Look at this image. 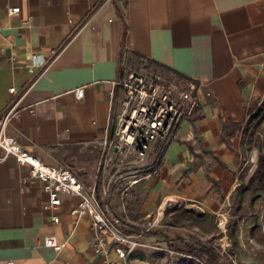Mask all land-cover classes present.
Returning a JSON list of instances; mask_svg holds the SVG:
<instances>
[{"label": "crops", "instance_id": "0c3cea01", "mask_svg": "<svg viewBox=\"0 0 264 264\" xmlns=\"http://www.w3.org/2000/svg\"><path fill=\"white\" fill-rule=\"evenodd\" d=\"M124 52L134 68L142 59L195 83L200 99L158 175L128 202V231L155 246L130 264H177L156 248L191 254L205 247L219 256L229 240L219 223L245 202L244 125L264 99V0H0V118L15 104L18 111L8 133L42 163L91 185L99 153L81 144L110 125ZM47 200L28 165L13 156L0 163V264H104L90 218L76 223L69 214L79 199L63 197L58 224ZM183 211L199 223H173ZM49 236L63 245L60 253L45 245Z\"/></svg>", "mask_w": 264, "mask_h": 264}, {"label": "built area", "instance_id": "2783aa9c", "mask_svg": "<svg viewBox=\"0 0 264 264\" xmlns=\"http://www.w3.org/2000/svg\"><path fill=\"white\" fill-rule=\"evenodd\" d=\"M92 1L101 6L111 0ZM9 12L17 15L19 8ZM114 86L119 88L120 94L112 108L110 125L101 138L81 144L82 148L92 147L99 153L97 172L91 185L85 186L68 169L42 163L8 133L10 123L18 114L17 104L0 118V163L13 156L19 164L31 168L32 176L42 182L48 196L44 209L53 213L52 221L56 224L61 220L59 211L63 197L78 198L77 206L69 214L76 223L90 218L94 253L103 258L104 264H130L138 250L154 249L155 246L144 241L141 235L128 231V202L137 186L158 175L167 145L185 120L196 118L200 99L195 83L157 68L149 69L144 64L134 68L128 63L127 52L120 60ZM10 92H15V88ZM75 94L81 99L83 88L76 89ZM225 225H220L224 233ZM147 226L148 229L154 227V223ZM45 245L57 253L63 249L55 236L46 237ZM231 247L228 240L221 245V252L227 255L229 263L238 264L235 255L228 253ZM156 249L170 258H179L177 264H209L205 258L193 254ZM111 253L117 255L116 260H110Z\"/></svg>", "mask_w": 264, "mask_h": 264}, {"label": "rangeland", "instance_id": "374dc122", "mask_svg": "<svg viewBox=\"0 0 264 264\" xmlns=\"http://www.w3.org/2000/svg\"><path fill=\"white\" fill-rule=\"evenodd\" d=\"M143 64L153 69L148 61ZM243 141L248 151L240 170L245 202L230 210L226 228L233 248L228 253L235 255L238 264H264V99L250 112ZM218 253L214 264H231L226 254Z\"/></svg>", "mask_w": 264, "mask_h": 264}, {"label": "trees", "instance_id": "16d2710c", "mask_svg": "<svg viewBox=\"0 0 264 264\" xmlns=\"http://www.w3.org/2000/svg\"><path fill=\"white\" fill-rule=\"evenodd\" d=\"M139 62H140V64H142L143 63L142 59H140ZM150 65H151V63H150ZM155 67L157 69L163 71V72L170 73L169 71L165 70L164 68H162L160 66H155ZM181 215L180 216L179 215L175 216L172 219V222L173 223H181L180 218L182 217L183 221L193 222L195 224L199 223V219H197V217H195V215L190 213V212L183 211L181 213ZM203 219L204 218H202V220ZM190 253L193 254V255L205 258L209 264H214L217 261L218 257H219L214 251H212V249L205 248V247H201L199 249L191 250Z\"/></svg>", "mask_w": 264, "mask_h": 264}]
</instances>
